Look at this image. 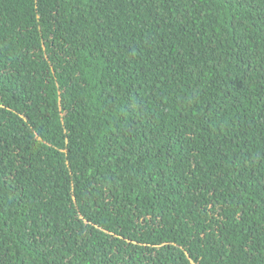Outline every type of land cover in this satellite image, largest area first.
<instances>
[{"label":"trees","instance_id":"1","mask_svg":"<svg viewBox=\"0 0 264 264\" xmlns=\"http://www.w3.org/2000/svg\"><path fill=\"white\" fill-rule=\"evenodd\" d=\"M0 264H264V0H0Z\"/></svg>","mask_w":264,"mask_h":264}]
</instances>
